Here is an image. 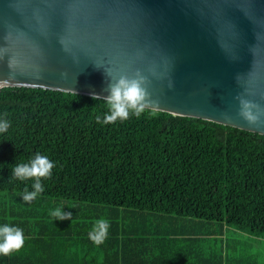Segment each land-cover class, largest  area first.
Wrapping results in <instances>:
<instances>
[{
	"label": "trees",
	"instance_id": "trees-1",
	"mask_svg": "<svg viewBox=\"0 0 264 264\" xmlns=\"http://www.w3.org/2000/svg\"><path fill=\"white\" fill-rule=\"evenodd\" d=\"M108 110L104 100L83 95L3 88L0 116L11 126L0 133V194L33 190L32 180H10L11 166L40 153L55 167L37 198L72 219H106V241L121 230L126 241L164 240L169 219L178 225L171 239L194 238L187 225L202 227L205 237L217 225L264 239L263 135L150 109L104 124ZM6 217L4 209L1 225ZM10 256L0 264H19ZM109 261L117 264L113 255Z\"/></svg>",
	"mask_w": 264,
	"mask_h": 264
},
{
	"label": "water",
	"instance_id": "water-1",
	"mask_svg": "<svg viewBox=\"0 0 264 264\" xmlns=\"http://www.w3.org/2000/svg\"><path fill=\"white\" fill-rule=\"evenodd\" d=\"M136 73L144 109L264 136L241 115L264 111V0H0V91L105 97Z\"/></svg>",
	"mask_w": 264,
	"mask_h": 264
},
{
	"label": "crops",
	"instance_id": "crops-1",
	"mask_svg": "<svg viewBox=\"0 0 264 264\" xmlns=\"http://www.w3.org/2000/svg\"><path fill=\"white\" fill-rule=\"evenodd\" d=\"M27 204L19 210L9 208L10 218L5 221L21 228L24 233L23 248L10 256L19 264H109L112 255L113 262L117 264H264V255L251 250L253 244H259L258 239L251 241L246 248L242 241L236 239L237 236L242 237L243 232L232 227L220 229L216 225L207 231L214 237H205V229L187 225L188 231L194 232V238L171 239L168 234L174 233L178 225L169 219L161 226L162 235L166 237L164 240L126 241L121 230L115 242L105 240L97 246L85 238L96 221L85 222L77 215L73 223L63 220L56 224L44 218L57 207L38 198ZM184 231L181 229L183 234ZM59 232L65 235L64 238H57Z\"/></svg>",
	"mask_w": 264,
	"mask_h": 264
},
{
	"label": "clouds",
	"instance_id": "clouds-1",
	"mask_svg": "<svg viewBox=\"0 0 264 264\" xmlns=\"http://www.w3.org/2000/svg\"><path fill=\"white\" fill-rule=\"evenodd\" d=\"M143 77L136 73L133 78L121 76L118 79H113L108 84V95L100 97L94 95V100L103 99L108 105V112L103 118L104 124L114 123L118 119L126 120L130 113L139 116L145 108V90L143 88ZM244 103L245 110L241 115L250 123H257L260 121L261 116H264V111L257 110L254 114L250 109L251 105L247 102ZM7 114L0 116V133H5L11 126L10 121L6 118ZM98 122H101L99 116L96 117ZM55 167L54 163L46 155L37 153L28 162H19L11 166L10 180H19L21 182L32 180V191L25 188L21 197L25 203H31L40 194L44 192L42 180L50 178L52 169ZM50 216L55 220H71L72 214L64 212L62 207H57L50 211ZM110 223L106 219H99L95 222L93 227L88 233L90 241L94 245H102L108 237ZM25 243L23 230L17 226L9 223L0 225V256L8 257L13 253L19 252Z\"/></svg>",
	"mask_w": 264,
	"mask_h": 264
},
{
	"label": "rangeland",
	"instance_id": "rangeland-1",
	"mask_svg": "<svg viewBox=\"0 0 264 264\" xmlns=\"http://www.w3.org/2000/svg\"><path fill=\"white\" fill-rule=\"evenodd\" d=\"M22 205H28L27 203H25L23 201V199L20 196H16L14 195L13 199L9 197L8 193H1L0 194V225L2 222V218L4 216V209L7 210V217L5 218L6 220L9 219V208L14 207L17 208L18 210L20 209V207H22ZM31 206H33L31 204ZM236 239L242 241L244 243V247L247 248V245L250 246V242L252 241V243L254 242V240L258 239L255 238L253 236H250L248 233L244 234L242 237L237 236ZM257 241H259V244H253L252 245V249L253 252H260L264 255V239H258ZM261 242H263V244H260Z\"/></svg>",
	"mask_w": 264,
	"mask_h": 264
}]
</instances>
